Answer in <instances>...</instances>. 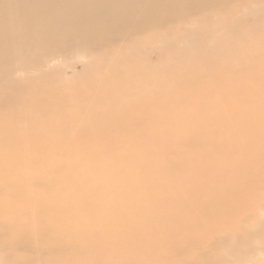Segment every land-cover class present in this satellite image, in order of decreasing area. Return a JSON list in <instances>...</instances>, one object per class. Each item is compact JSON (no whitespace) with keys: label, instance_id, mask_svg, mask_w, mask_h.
<instances>
[{"label":"bare ground","instance_id":"1","mask_svg":"<svg viewBox=\"0 0 264 264\" xmlns=\"http://www.w3.org/2000/svg\"><path fill=\"white\" fill-rule=\"evenodd\" d=\"M261 47L264 0H0V264H155L178 244L146 239L160 213L181 243L230 206L249 200L243 219L261 213ZM157 105L170 114H151ZM128 182H146L162 207ZM239 229L235 241L250 233Z\"/></svg>","mask_w":264,"mask_h":264},{"label":"rangeland","instance_id":"2","mask_svg":"<svg viewBox=\"0 0 264 264\" xmlns=\"http://www.w3.org/2000/svg\"><path fill=\"white\" fill-rule=\"evenodd\" d=\"M222 49H223V52H226L225 48L222 47ZM261 49L264 50V47H261ZM223 59H224V54H222V56H221V60H223ZM223 65L227 66L229 69H233L232 67L234 66L233 62L232 63H227V64L223 63L222 66ZM250 65H253L254 68L257 67L256 63H253V62H250ZM259 67L261 68V65H259ZM251 75H253V74L249 71L247 76L250 77ZM227 80L228 79L225 78L224 79V83ZM229 81L230 80H228L227 83H229ZM248 83H249V81H247V84ZM219 85L220 86L223 85V80L222 79L219 81L218 87H220ZM189 94L192 96L193 92H190ZM189 94L187 93L188 97H189ZM259 94L262 95V92L258 89V95ZM234 99H236V93H235L234 98H232V102L234 101ZM170 108L171 107H165V106L157 105L154 109L151 110V114H155L156 116L163 114L162 115L163 117H167V115L170 114V112H171ZM180 109H182V110H181L180 116H179L180 120H179V118L177 120L178 123L182 122L181 114L183 113V109H184L183 106H181ZM187 110H188V108H186V112H187ZM184 112H185V110H184ZM154 120L155 119L151 117L150 123L154 124ZM74 125H73L74 127H72L71 130H74V129H81L82 130V128H84V126L82 124H80L81 126L78 125V127H77V124H74ZM86 127H88V126H86ZM85 129L86 128H84V130ZM111 133H113V132H109V133H106V134L109 135ZM88 138H90V137H88ZM88 138L86 140L85 139L78 140V141H76V143L77 142H80V143L82 142V143L85 144V142L88 141ZM102 138L104 139V137H102ZM90 139L91 140H89L87 142L89 145L92 144V146L94 147V144H95L94 141H97L98 142L97 143L98 147H100V148L102 147L101 149H103V143H105L104 140L96 139L95 136H92ZM124 141H125L123 143L124 145H122L121 148H124L126 150L131 148V147H133V146L140 147V145H142V144H140V142L139 143H135V141L132 142L129 139H124ZM69 143H70V141H69ZM132 143H133V145H132ZM170 146H175V140H174V143L172 142V144ZM25 147H27V146H23V148H25ZM102 153L103 152H101V154ZM175 154H173V152L171 154H169V156L167 158L168 159L167 161H169V160L172 161L173 159L174 160L178 159L177 158V152ZM160 156H161V154H159V158H160ZM157 157H158V154H155L154 158H151L150 161H146L145 163H148V165H151V163H153V162L155 164L159 163L161 160L157 159ZM107 159H108V156H107ZM138 171L140 173H142V175H144V172L142 171V169H139ZM135 172H136L135 169L132 168V170L130 171V175H134ZM178 177L184 178L183 173H181V174L177 173L176 177L172 178L169 182H167V184L164 182V184L167 186V188H168L169 185L172 187V184L174 185V182H173L174 179L178 178ZM156 179L159 180L160 177L158 176V177H156ZM151 183H152V181L149 184L151 185ZM128 184H130V182H128L127 185ZM131 184H134L136 186L143 185L142 187H143V189L145 191V198H144V200H140V201L142 202L143 205L145 203H148L149 206H147V208H152V209H155V210L156 209L159 210V206H160L159 204L160 203L158 202V203H154L153 204V201L151 199L152 189L150 188V185H147L146 182H142V183H140V182L132 183L131 182ZM131 184H130L129 188H131ZM165 185H164V187L161 186L162 187V189H161L162 192L160 194L164 193L163 191L165 189ZM263 187H264V182H263V186H261V188H260L262 192L258 196L256 195L258 198L261 197V199H262V204H263L262 210L263 211L261 213L258 212V214H256L255 216H253L251 218H249V217L246 218L245 217V219H243L245 214H247V213H249V212H251L253 210V206H252L253 205V201L251 202L249 200H246L240 207H237V208H233L232 206H230L229 208L225 209V211L228 212V214L226 215V219L225 220L215 221V220L211 219V220L207 221L208 223L205 224V226L203 227L204 229H202L201 231L197 232L196 234H195V232L192 234L191 232H189L190 230L187 229L190 234L189 233L186 234V238L185 237L183 238L184 240H183L182 243H181L180 240L182 239V236H185V234L182 235V236L180 234L174 235L172 230L170 231V229L168 228L169 231L167 230V232H169V235L168 236H167V234L164 235V232H163L164 231V226H166L167 224L163 221V219L165 218V214H164V217H162V213H160L159 216H161V217L158 216L159 217L157 219L158 222L156 223V228H157L156 232H154V234L151 231L148 232L146 234V239L147 240L149 239L148 242H153V241H155L154 238H157V239L163 238L164 242H166L165 238L168 239V237H170V239L174 242V244L175 243H178V244L175 245L174 247H170L169 249L162 248L164 250V255L165 254L168 255V258L165 259V257H163V255H162L159 258V260L156 261L155 264H216L218 262V257L222 258L224 260V262L227 261V262L233 263V264H264V225H263L264 224V203H263L264 202V188ZM90 188L91 187H88V189H90ZM126 188H128V187L126 186ZM197 192H198V190H197ZM244 192L245 193L249 192V190L246 189ZM148 195H149V199L147 198ZM102 196H104V195H102ZM162 196H163V194H162ZM182 200L183 199L181 197L179 202L181 203ZM84 201L85 202H87V201L89 202L90 198L84 199L83 202ZM165 202H167V204H168L169 199L167 201H165ZM126 203H127V200H126ZM110 205H114V204L110 203ZM161 207H162V205L160 206V208ZM187 209H188L187 210L188 214H187V217H185L184 219L189 218L191 216L190 214L194 210L193 207H190V208H187ZM200 211H202L201 208L198 209L197 212H200ZM215 212H216V209L214 207L211 208L210 210L205 209V213H207V214L213 215ZM87 214H94L95 216H97V215H99V212H96V213L88 212ZM104 215H105V213L103 212L100 215L101 218L108 221L109 217H107L106 215L104 216ZM176 219L182 220V221L184 220L183 217H176ZM257 221L259 223H257ZM163 222H164V224H162ZM240 222H242V223H240ZM151 225L154 227V225H155L154 222H152ZM162 225H164V226H162ZM212 226H214V230H212ZM240 227L245 228L246 229L245 232L250 231V233L251 232L252 233L255 232V233H253L251 235H250V233H245V234L240 233L241 234L240 235L241 238L240 239L238 238L239 241L238 240L235 241L233 239V235L234 234L239 235V233H237V231L241 230V229H239ZM126 228H127V230L131 229L129 226L120 225L117 234H120L121 232L125 231ZM158 229H160L161 231L157 232ZM179 231H181V230H179ZM106 232H108V231H105L104 233H106ZM162 232H163V234H162ZM102 233L103 232H100L99 234H102ZM219 233L224 234L222 236L226 237V241L224 243H221L220 241H217V237H219ZM170 234H172L174 237L170 236ZM117 236L118 235H116V237L114 238L115 250L113 252L124 253L125 248H123L122 246L119 245V241H118ZM179 236H181V237H179ZM187 236H191V237H187ZM140 240L141 239L139 238V241ZM259 250L261 252H259ZM155 251H156V249H153L151 252H147V254H149V256L154 255V258H155ZM226 251H227V253H226ZM137 253H138V250L137 249L135 250L134 248L131 247V249L127 250V253H126L127 259H128V257L130 259L131 256H133L132 254H137ZM201 253H205L204 254L205 257ZM139 254H140V251H139ZM147 258H148V256H147ZM129 259H128V261H129ZM137 262L138 261H135L134 263L133 262H130V263H132V264H141V262H138V263Z\"/></svg>","mask_w":264,"mask_h":264}]
</instances>
